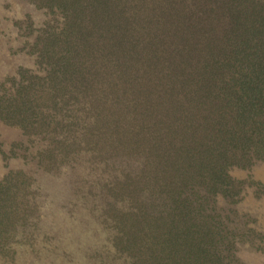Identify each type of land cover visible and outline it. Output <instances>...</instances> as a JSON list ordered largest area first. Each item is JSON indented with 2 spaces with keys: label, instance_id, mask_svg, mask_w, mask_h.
Wrapping results in <instances>:
<instances>
[{
  "label": "trees",
  "instance_id": "16d2710c",
  "mask_svg": "<svg viewBox=\"0 0 264 264\" xmlns=\"http://www.w3.org/2000/svg\"><path fill=\"white\" fill-rule=\"evenodd\" d=\"M24 1L58 21L38 35L37 80L21 70L0 94V118L24 127L33 113L59 132L50 166L80 164L121 203L147 251L133 264H222L205 205L237 188L234 166L264 160V0Z\"/></svg>",
  "mask_w": 264,
  "mask_h": 264
},
{
  "label": "rangeland",
  "instance_id": "374dc122",
  "mask_svg": "<svg viewBox=\"0 0 264 264\" xmlns=\"http://www.w3.org/2000/svg\"><path fill=\"white\" fill-rule=\"evenodd\" d=\"M57 21V13L28 1L0 0V94L11 89L12 79H21V70L24 84L28 76L37 80L31 74L38 70V35ZM28 89L32 95V87ZM63 113L60 116L69 118ZM10 121L0 118V180L8 183V176L11 183L9 216L0 230V264H133L137 255L147 252L129 220L119 221L124 214L116 215L114 209L121 203L107 206L96 175L69 161L68 170L61 171L66 163L58 164L59 169L50 166L47 149L59 144L58 131L47 135L33 113L22 120L24 127ZM38 144L43 145L41 154ZM109 155L96 154L112 164L126 158ZM231 174L237 188L205 205L221 231L212 251L221 253L222 264H264V160L234 166Z\"/></svg>",
  "mask_w": 264,
  "mask_h": 264
}]
</instances>
